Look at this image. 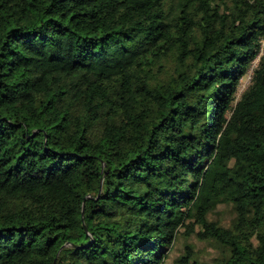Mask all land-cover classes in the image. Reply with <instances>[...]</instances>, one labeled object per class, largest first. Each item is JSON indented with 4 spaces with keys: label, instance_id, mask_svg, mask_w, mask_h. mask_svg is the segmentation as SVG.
Returning <instances> with one entry per match:
<instances>
[{
    "label": "trees",
    "instance_id": "trees-1",
    "mask_svg": "<svg viewBox=\"0 0 264 264\" xmlns=\"http://www.w3.org/2000/svg\"><path fill=\"white\" fill-rule=\"evenodd\" d=\"M262 40L264 0H0V264H161L183 229L264 264L228 148L264 156Z\"/></svg>",
    "mask_w": 264,
    "mask_h": 264
},
{
    "label": "rangeland",
    "instance_id": "rangeland-1",
    "mask_svg": "<svg viewBox=\"0 0 264 264\" xmlns=\"http://www.w3.org/2000/svg\"><path fill=\"white\" fill-rule=\"evenodd\" d=\"M263 43L264 40H262ZM258 56L248 64L245 74L239 79L236 87V98L250 84L252 71L258 62ZM250 145V141L245 138L230 142L228 148L234 157L249 156L264 168V156H260L254 150H251ZM230 217L231 213L227 205L224 204L218 205L216 210L208 215L209 219L215 220L223 226L229 225ZM194 227L195 231L199 230V225L196 224ZM163 251H165V257L161 264H190L192 259H196L200 264H210L221 256L222 245L214 239L198 235L196 232L188 231L186 233V229H183L173 244Z\"/></svg>",
    "mask_w": 264,
    "mask_h": 264
}]
</instances>
